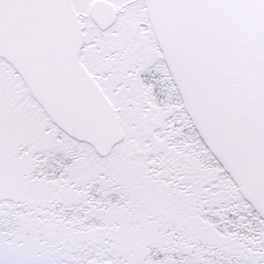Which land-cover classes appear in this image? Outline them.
<instances>
[{"label":"snow or ice","instance_id":"obj_1","mask_svg":"<svg viewBox=\"0 0 264 264\" xmlns=\"http://www.w3.org/2000/svg\"><path fill=\"white\" fill-rule=\"evenodd\" d=\"M0 264H264V0H0Z\"/></svg>","mask_w":264,"mask_h":264}]
</instances>
